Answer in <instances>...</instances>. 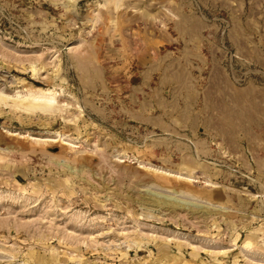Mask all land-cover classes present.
Returning <instances> with one entry per match:
<instances>
[{"label": "rangeland", "instance_id": "1", "mask_svg": "<svg viewBox=\"0 0 264 264\" xmlns=\"http://www.w3.org/2000/svg\"><path fill=\"white\" fill-rule=\"evenodd\" d=\"M0 264H264V0H0Z\"/></svg>", "mask_w": 264, "mask_h": 264}, {"label": "bare ground", "instance_id": "2", "mask_svg": "<svg viewBox=\"0 0 264 264\" xmlns=\"http://www.w3.org/2000/svg\"><path fill=\"white\" fill-rule=\"evenodd\" d=\"M39 97L42 98V101L41 102H38V103H33V102L29 103L28 102V104L25 105L26 109L32 110V109H36V108L37 109H50L51 108L50 103L54 100V94L52 92H44V93L43 92H40ZM119 155H120V153H119ZM121 155L123 156V158L128 157L126 155V153H124V152ZM118 159H119V156H118ZM136 161L138 162V165L137 166L139 168L147 169V170H149L151 172H154L155 174L158 173V174H160V175L162 174L163 176H166V177L169 176V177H173V178H176V179H182V180H185V181H188V182L189 181H191V182L194 181V179L186 171V169L183 168V167H181V166H184L182 164L179 167L180 169H178L177 172H174V171H170L168 169L156 167V166H154V165H152L150 163H147V162H142V161H139V160H136ZM191 162H192V160H191ZM194 163H195V161L192 164H194ZM199 164H201V162ZM182 171H184V173H182ZM180 190L181 189H177L176 188V189H173V191H171V192H174V193L177 194V192L180 191ZM141 198H142L141 201L148 200V201H151V202H155L156 204H177V205H182V206L183 205H186L185 202L182 201V200H178V201L176 200L175 201V199L173 197H169V196H166V195H158L157 193L156 194H153V192L148 193V194H146L144 196H141ZM188 204H189V202H188Z\"/></svg>", "mask_w": 264, "mask_h": 264}]
</instances>
